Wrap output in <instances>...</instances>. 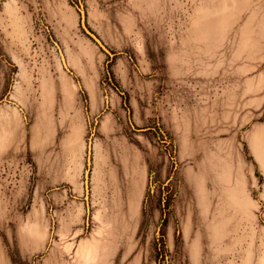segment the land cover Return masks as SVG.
<instances>
[{
    "label": "rangeland",
    "instance_id": "obj_1",
    "mask_svg": "<svg viewBox=\"0 0 264 264\" xmlns=\"http://www.w3.org/2000/svg\"><path fill=\"white\" fill-rule=\"evenodd\" d=\"M53 76L83 156L48 191L8 154L29 175L18 201L0 177V264H264V0H0V124L26 135ZM100 140L123 152L102 184Z\"/></svg>",
    "mask_w": 264,
    "mask_h": 264
},
{
    "label": "crops",
    "instance_id": "obj_2",
    "mask_svg": "<svg viewBox=\"0 0 264 264\" xmlns=\"http://www.w3.org/2000/svg\"><path fill=\"white\" fill-rule=\"evenodd\" d=\"M47 82L49 85L44 87L43 90L41 89L42 91L33 88L35 91H32V93L38 92L41 94V98L44 97L42 101L35 104L26 135L20 136V123L18 120H16V126H14V121H11V119H6L0 124V133H3V135H0V158L4 155L8 164L7 167L0 166V177L6 184H12L14 187L13 196L16 201L21 199L18 196L22 194L21 191H23L28 182L29 166L22 163L14 164V161L10 164L8 161L12 158L8 155L9 153H29L40 176L37 189L48 191H51V189L59 191V187L67 183L71 178L70 167L72 162L75 163L74 166L76 164L80 165L83 156L85 134L87 132L85 117L79 111L78 104L74 100L69 103L64 102L58 107L56 99L59 92L58 87L54 84L56 82L54 76L47 78ZM26 90L29 92L31 88L28 87ZM47 94V101H45V95ZM25 107H28V101H25ZM22 134H25V132ZM96 145L95 153H98L96 174L98 175L97 180L102 184L104 170L107 171V168H112V165L108 167L109 159L103 157L102 160V153L123 152L118 150L115 141L110 143L100 140ZM103 165L105 168H103ZM42 202L44 204V201L39 196L33 199V207L28 214L29 218L26 219L27 221L29 220V223L34 221L35 215L38 216L37 221L44 222L42 220L44 216L38 209ZM43 224L38 223L36 235L45 238L46 232ZM23 227L25 228L24 225ZM86 245L91 246L90 253L95 251V243L87 242ZM43 264H45V261Z\"/></svg>",
    "mask_w": 264,
    "mask_h": 264
}]
</instances>
